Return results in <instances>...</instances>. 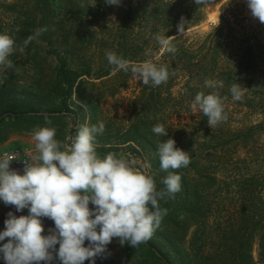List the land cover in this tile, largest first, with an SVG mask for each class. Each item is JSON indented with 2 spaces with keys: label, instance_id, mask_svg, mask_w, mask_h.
Segmentation results:
<instances>
[{
  "label": "trees",
  "instance_id": "1",
  "mask_svg": "<svg viewBox=\"0 0 264 264\" xmlns=\"http://www.w3.org/2000/svg\"><path fill=\"white\" fill-rule=\"evenodd\" d=\"M2 4L9 14L0 19V26L7 23L16 48L26 52L27 61L50 60L56 65L52 90L64 97L60 96L57 107L53 104L52 112H22L8 106L6 115H0V145L14 133H29L39 124L48 126L65 118L73 98L81 106L84 102L91 109L97 107L85 87L95 90L106 79L127 80L133 75L114 71L106 52L113 51L132 63L160 54L156 63L167 67L168 80L158 86L143 84L136 113H132L136 119L126 132L116 130L120 136L116 140L118 145L129 144V149L139 152L141 148L149 154L161 180L167 172L160 169L157 146L165 139L174 138L177 147L189 152L190 163L169 170L181 175V188L160 200L167 214L152 234L159 243L151 236L127 248L132 255L139 252L138 247L146 250L145 260L150 257L154 264H258L253 256L258 242L259 260L264 264V165L252 166L259 157L255 149L240 148L264 135V37L260 29L236 19L233 0L222 6L219 26L194 39L179 34L177 25L183 17L185 32L204 22L208 0L199 4L195 0H122L119 6L104 0ZM45 26L47 31L25 47L24 40ZM156 33L171 37L175 51H159ZM99 61L107 66L93 72L92 65ZM206 80L222 82L223 87L207 88ZM178 82L186 92L175 96ZM119 83L120 89L126 86L124 81ZM233 84H240L239 101L232 99ZM199 92H216L221 97L226 119L213 128L199 108L191 109ZM116 93L113 90L108 96ZM260 111V120L250 122V116ZM46 119L51 123L46 124ZM157 123L168 130V137L153 133ZM233 140L238 144H231Z\"/></svg>",
  "mask_w": 264,
  "mask_h": 264
},
{
  "label": "clouds",
  "instance_id": "2",
  "mask_svg": "<svg viewBox=\"0 0 264 264\" xmlns=\"http://www.w3.org/2000/svg\"><path fill=\"white\" fill-rule=\"evenodd\" d=\"M197 4L201 0H195ZM107 5L119 6L122 0H104ZM251 16L264 23V0H246ZM179 34L185 30L184 18L177 25ZM47 27L38 29L24 40L26 47L36 40ZM154 39L159 51H175L171 37L156 33ZM15 41L0 33V65L12 68L10 54ZM114 71L131 72L143 84L158 86L169 78L167 67L158 65V55L152 60L132 63L113 51L106 52ZM2 75V74H0ZM207 88L223 87L222 82L206 80ZM232 99H242L240 84L230 88ZM199 108L213 128L226 119L221 97L216 92H199L191 109ZM51 121L46 119V124ZM103 122L79 124L70 142L56 139V129L37 126L33 139L38 155L25 159L23 173L10 168L13 160L8 154L0 156V202L14 205L16 212L28 209L27 215L17 216L9 211L0 231V259L6 264H96V257L108 251L113 238L135 248L146 242L159 228L167 209L160 206L165 196L180 191L181 175L175 171L190 163L189 152L176 146L174 138H167L157 146L160 169L167 172L162 179L164 189L158 190L150 173L151 164L139 162L135 157L96 151L97 135L103 134ZM153 133L168 137V130L157 123ZM90 203L93 207L90 208ZM54 222V228L45 232L42 218ZM88 241L85 246V241ZM57 244L59 247L57 248Z\"/></svg>",
  "mask_w": 264,
  "mask_h": 264
},
{
  "label": "rangeland",
  "instance_id": "3",
  "mask_svg": "<svg viewBox=\"0 0 264 264\" xmlns=\"http://www.w3.org/2000/svg\"><path fill=\"white\" fill-rule=\"evenodd\" d=\"M11 1L12 0H0V19L4 20L9 14L6 12L8 9H5L2 3H10ZM208 1L209 5L205 9V21L200 25L185 31L181 35L190 36L194 39L219 26L222 15V6L229 0ZM233 4L234 5H231V8L234 10L236 19L241 24L245 22L249 26L252 25L254 28L260 29L262 37H264V23H261L257 18L251 16L246 0H233ZM112 20L115 21V18L113 17ZM9 28L10 27H7V23L2 24L0 26V33H6L11 36ZM16 47L17 46L14 45L16 52L8 58L12 61L13 67L6 68L0 65V74H2L0 75V115L5 114L8 106H14L22 112H52L50 110H52L53 104H56L55 107H57V104L61 99L60 96L62 95V93L61 95H56L52 90L54 89V84L56 82V65L51 63L50 60L39 63L27 61L26 52L24 50L18 51ZM158 56L160 57V54H158ZM92 66L94 67L93 72L104 70L105 66H107V62L102 64L99 61ZM119 81L121 83L123 81L125 82L126 86L123 89L118 87L120 85ZM142 86L143 83L140 78L131 75L127 80H123L122 78L114 80L106 79L103 81V84L95 90H91V87H85L84 92L86 91L88 96H92V100H96L95 105L97 107L91 109L84 102L81 106L73 98L72 102H69L71 105L70 114L65 118L56 119V121H53L48 127H54L56 129V139L67 144L70 142L71 136L74 135L77 125L84 123L93 125L98 124V122H103L105 130L103 134L97 135L95 140L97 153L104 155L113 152L128 157H135L141 163L145 160L149 161L151 164L150 173L154 178L156 187L162 186L161 174H159V176L154 172L149 154L145 153L141 148L139 152H137L135 148L129 149V144L118 145L119 142L116 140V138L120 137L117 136L118 133L116 130L126 132L136 119V117H134L136 113L135 108L137 107L136 103L139 102ZM195 88L200 90L202 87L200 85L195 86ZM113 90L117 91L115 96H108ZM179 91L186 92V87L183 88V85L180 82L174 87L173 94L177 96ZM102 94H105V96H102ZM261 94L264 97V90ZM62 97H64V95H62ZM90 104L92 103L90 102L89 105ZM132 113L134 115H132ZM261 114V111L260 113H253V116H250L249 121L256 122L257 120H260ZM77 117V124H75V119ZM176 118L178 119V117ZM176 118H174L173 122L177 120ZM39 126L43 127L47 125L43 123L39 124ZM14 134L33 135V131L29 133ZM231 144L235 145L238 143L236 140H233ZM240 148L241 150L243 149L246 151L255 149L256 152L259 153L260 158H255L252 166L259 169L264 165V135L257 137L254 141H247L245 144L241 145ZM34 154L35 156L38 155L37 151L34 152ZM89 206L90 208L93 207L91 203ZM212 224L216 227L215 218L213 219ZM151 238L154 243H159L158 239H155L156 237L153 235ZM87 244L88 241L86 240L85 246H87ZM128 246L127 243L121 245L118 238H113L112 242L107 246L108 251L103 257H96V264H154V260L150 257L145 260V256L147 255L146 250L138 247L136 251L139 252L136 255H132L127 248ZM253 256L258 264H263V262L259 260L258 242L254 245ZM52 264H60V261L56 259ZM84 264H90V260H86Z\"/></svg>",
  "mask_w": 264,
  "mask_h": 264
},
{
  "label": "crops",
  "instance_id": "4",
  "mask_svg": "<svg viewBox=\"0 0 264 264\" xmlns=\"http://www.w3.org/2000/svg\"><path fill=\"white\" fill-rule=\"evenodd\" d=\"M35 144L36 141L33 139V135L14 134L11 135L5 143L0 145V153L4 150L24 148H31L34 152H36L37 150L35 148ZM9 211L14 212L17 216L24 215V211L16 212L14 205H5L3 202H0V231L4 230V221L7 218V213ZM49 228H54V222H48L45 224V235L47 234V230ZM9 239L10 238L6 237L5 240L0 243H7ZM0 264H6V262L3 259H0ZM39 264H46V262L41 261Z\"/></svg>",
  "mask_w": 264,
  "mask_h": 264
},
{
  "label": "built area",
  "instance_id": "5",
  "mask_svg": "<svg viewBox=\"0 0 264 264\" xmlns=\"http://www.w3.org/2000/svg\"><path fill=\"white\" fill-rule=\"evenodd\" d=\"M4 154H8L13 157V160L10 161V168L19 171L21 174L23 173L25 159L31 160L35 157L34 151L31 148L4 150L0 153V156H3ZM23 211L24 215L28 214V209H24ZM48 222L53 221L47 217L42 218L44 228L45 224Z\"/></svg>",
  "mask_w": 264,
  "mask_h": 264
}]
</instances>
